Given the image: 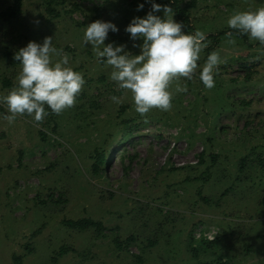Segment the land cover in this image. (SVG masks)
Returning <instances> with one entry per match:
<instances>
[{"label": "rangeland", "instance_id": "rangeland-1", "mask_svg": "<svg viewBox=\"0 0 264 264\" xmlns=\"http://www.w3.org/2000/svg\"><path fill=\"white\" fill-rule=\"evenodd\" d=\"M12 3L0 0V97L21 70L15 53L48 36L86 83L74 107L60 115L46 108L39 124L27 115L9 123L0 104V264H264V45L227 25L234 11L255 10L264 0H177L175 21L186 33L206 34L199 65L220 52L215 87L205 88L198 72L182 78L171 87L172 109L144 117L85 43L84 30L110 21L119 31L105 44L139 54L133 45L142 40L125 28L151 3L21 0L6 19L2 12ZM177 84L187 91L176 92ZM178 139L184 151L173 161L166 145ZM200 146L201 163L177 167ZM82 218L100 225L78 230L64 223ZM204 225L218 227V238L211 250L194 251L193 231Z\"/></svg>", "mask_w": 264, "mask_h": 264}, {"label": "clouds", "instance_id": "clouds-1", "mask_svg": "<svg viewBox=\"0 0 264 264\" xmlns=\"http://www.w3.org/2000/svg\"><path fill=\"white\" fill-rule=\"evenodd\" d=\"M146 2L151 3V10L143 18L134 17L125 28L133 41L142 40V44L133 45L139 47V54L126 51L125 45L105 44L110 31H119L110 21L95 20L84 30L85 43L92 45L98 59L106 60L112 69L111 80L131 94L135 111L142 117L154 109L170 111L174 98L171 87L182 78L191 81L198 72L205 88L215 87V74L222 62L220 52L213 50L201 67L198 62L207 47L205 32L186 33L184 25L175 21L172 7L154 0ZM143 7L140 4L137 10ZM158 12H163V18L154 14ZM227 25L264 45V6L234 11ZM226 36L227 42L235 45L233 33ZM14 59L19 61L21 70L15 85L0 97V104H5L9 113L3 117L6 121L13 123L17 117L27 115L39 124L49 115L46 108L60 115L75 106L86 81L81 72L70 66L69 55L53 46V37H45L42 43L29 41ZM186 91V85L177 84L176 92ZM111 100L121 102L117 96Z\"/></svg>", "mask_w": 264, "mask_h": 264}, {"label": "trees", "instance_id": "trees-1", "mask_svg": "<svg viewBox=\"0 0 264 264\" xmlns=\"http://www.w3.org/2000/svg\"><path fill=\"white\" fill-rule=\"evenodd\" d=\"M177 3V0H165V4L172 7L173 11L174 12H177L178 13V7L176 5ZM20 4H21V0H13V3L11 6L8 7V9L6 11H3L2 14L6 16V19H9L10 17H13V16H16L17 13L19 12L20 10ZM182 13V12H181ZM180 16V15H179ZM187 30V29H185ZM217 38V37H216ZM10 83H4V85H9ZM125 123H128V120L125 121ZM97 152V151H96ZM204 152H202L200 154V157H199V161L197 162L198 164L201 163L203 161V158H204V155H203ZM105 154L103 152L101 153H98V162H102L105 160ZM96 164V163H95ZM189 165V164H188ZM187 166V165H185ZM183 167V166H182ZM225 195V193H223ZM51 197V195H49ZM65 224H67L70 228H74V229H78V230H84L86 228H89L91 226H95L97 225L99 227L100 223L94 221V220H91V219H87V218H82V219H68V220H65L64 221ZM192 233L189 232V235L191 237V240L188 241V246H191L192 245V242L193 241L192 239ZM218 238V237H217ZM216 238V239H217ZM215 239V240H216ZM215 240L213 241H207V240H199L198 241V246L197 248H193L192 249L194 251H197L199 249H202V250H205V249H212V243L211 242H214ZM65 250L64 249H61L59 251V254H62ZM20 256H15L14 259H18L20 260ZM207 264V263H206ZM217 264H220L219 261H217ZM229 264V263H228Z\"/></svg>", "mask_w": 264, "mask_h": 264}, {"label": "built area", "instance_id": "built-area-1", "mask_svg": "<svg viewBox=\"0 0 264 264\" xmlns=\"http://www.w3.org/2000/svg\"><path fill=\"white\" fill-rule=\"evenodd\" d=\"M168 150H167V153L166 155L169 156V158L173 161H178L179 157L181 156L180 155V152H183L184 149L182 147V142L178 139V140H172V141H169L168 144L166 145V147H168ZM203 149L204 147L203 146H200V149L198 150V152L196 153V157L189 163H187L186 165L188 164H196L198 161H199V157H200V154L203 152ZM193 156H195L193 154ZM177 164H182L180 166H177V167H182V166H185L184 163H177ZM197 229H195L193 231V238L196 239V240H207V241H213L215 240L219 233H218V227H216L215 225H204L203 227H200L198 229V232H196Z\"/></svg>", "mask_w": 264, "mask_h": 264}]
</instances>
